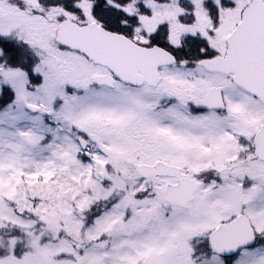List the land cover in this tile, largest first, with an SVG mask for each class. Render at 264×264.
I'll use <instances>...</instances> for the list:
<instances>
[{"label":"snow or ice","instance_id":"1","mask_svg":"<svg viewBox=\"0 0 264 264\" xmlns=\"http://www.w3.org/2000/svg\"><path fill=\"white\" fill-rule=\"evenodd\" d=\"M0 264H264V0H0Z\"/></svg>","mask_w":264,"mask_h":264}]
</instances>
